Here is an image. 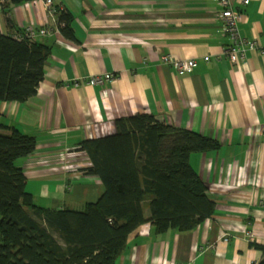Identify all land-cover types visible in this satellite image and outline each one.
<instances>
[{
	"label": "crops",
	"instance_id": "obj_1",
	"mask_svg": "<svg viewBox=\"0 0 264 264\" xmlns=\"http://www.w3.org/2000/svg\"><path fill=\"white\" fill-rule=\"evenodd\" d=\"M44 0L4 8L0 32L24 28L51 34L34 41L50 55L37 94L25 103L0 102V122L34 137L36 151L17 165L34 205L45 210H82L105 189L81 150L84 141L117 133L116 121L155 116L178 129L216 140L220 149L193 154L190 164L208 188L216 211L188 232L157 235L151 223L128 239L115 264H258L264 259V53L248 52L232 64L230 39L215 0ZM239 31L264 39V0H232ZM62 12L72 17V37L61 30ZM164 55L197 60L192 73L161 62ZM206 57L209 62L204 61ZM113 74L102 86L89 78ZM79 82L80 86H74ZM150 198L144 215L150 220ZM252 235V240L247 236ZM227 239V241L225 240Z\"/></svg>",
	"mask_w": 264,
	"mask_h": 264
},
{
	"label": "trees",
	"instance_id": "obj_2",
	"mask_svg": "<svg viewBox=\"0 0 264 264\" xmlns=\"http://www.w3.org/2000/svg\"><path fill=\"white\" fill-rule=\"evenodd\" d=\"M30 1L0 4L8 9ZM71 21L65 12L58 18L68 37ZM49 55L45 45L0 32V102L32 99ZM116 126V134L81 144L92 164L86 174L104 185L100 199L82 210H45L34 205L17 165L36 151V139L0 122V264H115L130 235L147 223L163 235L191 231L214 216L216 204L190 159L220 149L216 140L148 114L118 119Z\"/></svg>",
	"mask_w": 264,
	"mask_h": 264
},
{
	"label": "built area",
	"instance_id": "obj_3",
	"mask_svg": "<svg viewBox=\"0 0 264 264\" xmlns=\"http://www.w3.org/2000/svg\"><path fill=\"white\" fill-rule=\"evenodd\" d=\"M222 12L220 13V24L223 34L229 37L230 44L226 46L224 54L230 60L232 64H242L247 57L248 52L260 51L264 53V39L263 40H248L242 37L239 31L240 12L235 10L232 0H215ZM45 6L52 16L58 14L57 7L54 6L53 0H44ZM243 5H248L250 0H243ZM47 29H36L33 27L24 28L23 31L17 32L11 37L16 41L35 40L38 36H46L51 34ZM204 61L209 62L210 58L206 57ZM161 62L165 66L173 68L179 73H192L197 67V60H177L170 55H164L161 58ZM115 79L113 74H104L101 76H95L88 79L86 82L88 85L102 86L106 82H110ZM74 86L79 87V82H74ZM252 240V235L247 234ZM227 241V239H225Z\"/></svg>",
	"mask_w": 264,
	"mask_h": 264
}]
</instances>
